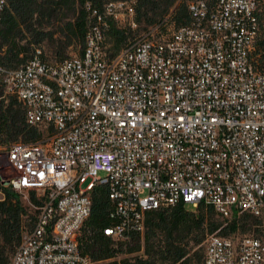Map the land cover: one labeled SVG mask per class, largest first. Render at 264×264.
Returning <instances> with one entry per match:
<instances>
[{"label":"built area","instance_id":"1","mask_svg":"<svg viewBox=\"0 0 264 264\" xmlns=\"http://www.w3.org/2000/svg\"><path fill=\"white\" fill-rule=\"evenodd\" d=\"M8 0H0V24ZM258 0H190L189 22L153 28L113 56L100 45L105 17L92 10L87 50L72 64L40 49L14 69L0 65L5 91L25 108L34 142L3 146L11 175L0 182L36 210L10 264H93L77 248L91 213L85 188L106 190L111 226L125 240L148 212L183 204L261 220L255 234L206 236L200 262L264 264V42ZM104 15L136 28L131 4ZM51 79L62 94L51 96ZM33 193L36 205L30 201Z\"/></svg>","mask_w":264,"mask_h":264},{"label":"trees","instance_id":"2","mask_svg":"<svg viewBox=\"0 0 264 264\" xmlns=\"http://www.w3.org/2000/svg\"><path fill=\"white\" fill-rule=\"evenodd\" d=\"M132 5L136 28L123 25L104 15L109 2ZM190 0H8L0 24V65L14 69L24 64L34 53L33 44L59 36L65 40L53 49L54 61L67 60V47L78 44L79 54L86 46L88 26L95 21L92 10L98 11L106 21L103 44L106 53L113 56L131 45L143 35L157 28L167 30L169 24L179 27L189 22L187 3ZM256 17L259 25L258 44L264 42V0H258ZM58 23L60 30L51 29ZM49 28V29H47ZM109 42L110 47H108ZM44 56V55H43ZM46 58V57H45ZM0 87V144L12 142H34L40 138V130L29 125L25 119V108L15 95H3ZM104 186H96L91 192L92 207L77 240L78 248L93 264H187L200 262L203 254L202 242L212 233L231 235L236 231H260L261 220L249 213L235 214L225 218L213 208L198 205L194 210L183 204L148 212L143 233H131L125 240H112L103 234V228L111 226L108 217L112 204ZM0 192V264H10V259L21 241L24 230L33 224L35 213L30 205L23 204L19 193L1 185ZM30 201L34 204L33 193ZM221 217L226 221H219ZM192 255L189 251L194 249ZM142 250L139 255H130ZM121 256V257H120Z\"/></svg>","mask_w":264,"mask_h":264},{"label":"rangeland","instance_id":"3","mask_svg":"<svg viewBox=\"0 0 264 264\" xmlns=\"http://www.w3.org/2000/svg\"><path fill=\"white\" fill-rule=\"evenodd\" d=\"M120 26H123L124 24L122 23H118ZM60 25L58 23H55L53 25V27L51 29H54L55 31L57 30H60ZM174 28V26L172 24H169L168 27H167V30H170ZM49 29V28H47ZM64 38L63 37H60L59 36V31L53 35L52 39L51 38H46V39H43L41 40L37 45L33 44V39L31 36L27 37L26 39H24L22 42H25V41H28L29 43H31L29 45V48H33V46L35 48H38L42 51L44 57H46L47 60L49 61H54V55H53V49L57 46V45H60L61 42H64ZM107 45L108 47H110V44L109 42H107ZM79 45L78 44H74V45H71L69 47H67L66 49V55L67 56H71V55H74V54H79ZM1 81H0V87H1ZM3 95H7L8 92L5 91L4 87H3ZM10 94V93H9ZM3 144H0V177L1 179L5 180L6 178H8L10 175H11V170L6 162V152L4 151L3 149ZM2 184L0 183V186ZM20 195V199H21V202L23 204H27V201L25 199V196L23 194H19ZM3 197L2 193L0 192V199ZM187 209H190L191 207L189 205L186 206ZM31 213H35L36 214V210L34 208H31ZM219 221H222L223 222V226L225 225L226 221H223V219L221 217H218ZM83 233V231H82ZM244 234H255V232H252V231H246V232H241V231H236L234 233H231V235H244ZM195 250L192 249L189 251V255H192L193 251ZM142 253V250L134 253V254H130V255H139ZM121 257V256H120ZM95 264H98V263H95Z\"/></svg>","mask_w":264,"mask_h":264},{"label":"bare ground","instance_id":"4","mask_svg":"<svg viewBox=\"0 0 264 264\" xmlns=\"http://www.w3.org/2000/svg\"><path fill=\"white\" fill-rule=\"evenodd\" d=\"M119 23V21H116ZM104 37H100V45L103 44ZM87 50V39L86 46L84 51ZM64 64H72V57L67 60H64ZM62 94V84L60 79H51V96L52 97H60ZM101 186L106 187L107 190L111 189V181H103L101 182ZM93 188H85V195H91ZM84 223H78V230H81ZM78 248V245H77Z\"/></svg>","mask_w":264,"mask_h":264},{"label":"water","instance_id":"5","mask_svg":"<svg viewBox=\"0 0 264 264\" xmlns=\"http://www.w3.org/2000/svg\"><path fill=\"white\" fill-rule=\"evenodd\" d=\"M0 182H2V179H1V177H0Z\"/></svg>","mask_w":264,"mask_h":264}]
</instances>
